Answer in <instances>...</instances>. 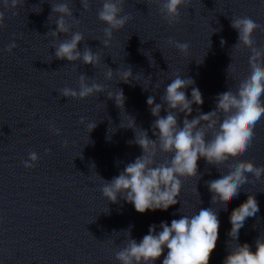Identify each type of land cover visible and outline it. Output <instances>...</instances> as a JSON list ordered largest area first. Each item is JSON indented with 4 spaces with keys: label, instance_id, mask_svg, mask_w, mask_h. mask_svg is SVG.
<instances>
[{
    "label": "clouds",
    "instance_id": "1",
    "mask_svg": "<svg viewBox=\"0 0 264 264\" xmlns=\"http://www.w3.org/2000/svg\"><path fill=\"white\" fill-rule=\"evenodd\" d=\"M2 3L4 9L11 10L23 5L24 0H2ZM124 3L125 0H102V6L98 9V20L106 25L103 29L106 39L101 42L105 48L110 47L113 33L122 30L132 19L130 15L122 14ZM156 3L164 21L171 25L179 22L180 9L186 6L187 0H156ZM81 4L85 10L90 6L89 0H81ZM53 14L57 16L56 29L50 30L46 35L50 34L55 41H59L53 45L55 57L72 64L82 62L97 67L101 62L99 53L93 52L89 47L83 51L78 48L84 41V35L79 31H72L79 20L73 15L68 3L51 4L48 19ZM4 21L5 13L0 11V28L5 27ZM231 27L238 33V42L234 47L244 46L250 52V75L239 83L235 91L227 90L218 94L214 110L208 113L198 111L192 119L188 117L193 112V105L202 106L204 103L202 93L194 86L192 78H182L177 74L166 86L161 103H156L155 97L149 96L146 103L155 117L151 125L155 139L149 137L148 131L137 127L133 118L130 119L126 128L134 131L135 138L129 143L139 146L142 154L128 163L111 181L101 178L104 181L102 195L108 202L118 203L119 199H123L132 204L139 214L167 211L179 202L183 180L198 176V161L204 159L207 164L218 169L223 165L228 166L226 174L206 181V186L212 193V204L218 202L227 211L228 204L237 198L241 187L249 182L247 174H252L256 179L264 174V166H257L243 158L252 144L255 125L264 117V48L256 46L253 36L255 30L264 26L245 16L232 18ZM60 34H65L68 38L60 40ZM168 44L188 55V43L169 38ZM224 44L222 39L221 45ZM17 46L13 39L5 51L12 53ZM113 75V70L109 68L106 79L111 80ZM131 79V68L120 73L119 81L130 83ZM89 80V77L81 74L78 89L65 87L59 93L68 99L83 100L104 92L103 85L95 81L89 83ZM189 87L192 89L190 99L185 92ZM107 95L109 99L115 100L117 107L123 109L126 98L122 89L115 95L111 92ZM162 110L166 115L161 116ZM221 113L224 116L222 121L219 117ZM180 114H184L182 124ZM84 122L85 119L81 117L80 123ZM96 126V123H89L88 133ZM50 130L56 135L61 134V130L54 124L50 125ZM64 146H67V141H64ZM49 151L45 149L46 153ZM160 154L170 158L158 161ZM39 159V155L32 151L22 163L25 168H34ZM231 161L238 162L230 163ZM259 211L258 201L251 194L232 210L231 229L228 233L231 240L238 241L240 229L246 219L256 216ZM219 228L218 212L212 208H201L191 216L181 215L179 219H173L170 225L161 222L160 231H157V225H150L148 233L139 242L131 238L129 229L124 231L127 233V240L115 253V259L119 264H156L163 255L162 264H209L217 247ZM223 264H264V239L256 238L255 251H252L248 243L237 242L235 247L228 249Z\"/></svg>",
    "mask_w": 264,
    "mask_h": 264
}]
</instances>
